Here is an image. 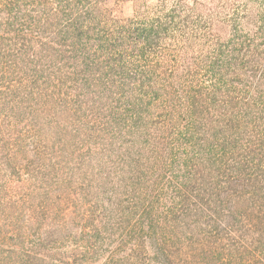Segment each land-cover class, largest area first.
Here are the masks:
<instances>
[{"label": "trees", "instance_id": "1", "mask_svg": "<svg viewBox=\"0 0 264 264\" xmlns=\"http://www.w3.org/2000/svg\"><path fill=\"white\" fill-rule=\"evenodd\" d=\"M0 264H264V0H0Z\"/></svg>", "mask_w": 264, "mask_h": 264}]
</instances>
